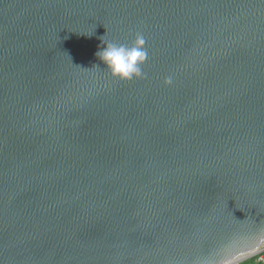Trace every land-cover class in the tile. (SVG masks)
I'll return each instance as SVG.
<instances>
[{"label": "water", "instance_id": "95a60500", "mask_svg": "<svg viewBox=\"0 0 264 264\" xmlns=\"http://www.w3.org/2000/svg\"><path fill=\"white\" fill-rule=\"evenodd\" d=\"M137 33L124 82L95 53ZM263 246L264 0H0V264Z\"/></svg>", "mask_w": 264, "mask_h": 264}, {"label": "clouds", "instance_id": "9594fccd", "mask_svg": "<svg viewBox=\"0 0 264 264\" xmlns=\"http://www.w3.org/2000/svg\"><path fill=\"white\" fill-rule=\"evenodd\" d=\"M103 44L104 46L95 55L114 78L127 82L142 77V66L148 55L142 33H137L131 45L117 42H103ZM166 83H171V78L166 80Z\"/></svg>", "mask_w": 264, "mask_h": 264}, {"label": "trees", "instance_id": "16d2710c", "mask_svg": "<svg viewBox=\"0 0 264 264\" xmlns=\"http://www.w3.org/2000/svg\"><path fill=\"white\" fill-rule=\"evenodd\" d=\"M258 258H259V256L252 257L248 260L241 262L240 264H264V262H259Z\"/></svg>", "mask_w": 264, "mask_h": 264}, {"label": "built area", "instance_id": "2783aa9c", "mask_svg": "<svg viewBox=\"0 0 264 264\" xmlns=\"http://www.w3.org/2000/svg\"><path fill=\"white\" fill-rule=\"evenodd\" d=\"M257 256H259L258 261L259 262H264V246H263V250L261 253H259ZM256 257V256H255Z\"/></svg>", "mask_w": 264, "mask_h": 264}]
</instances>
